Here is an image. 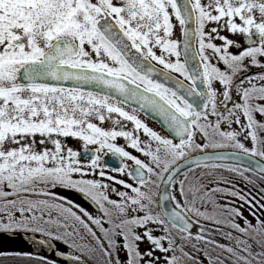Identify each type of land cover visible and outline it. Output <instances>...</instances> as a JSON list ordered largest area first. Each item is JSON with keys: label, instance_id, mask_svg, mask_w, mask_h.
Returning <instances> with one entry per match:
<instances>
[{"label": "snow or ice", "instance_id": "6c2138e0", "mask_svg": "<svg viewBox=\"0 0 264 264\" xmlns=\"http://www.w3.org/2000/svg\"><path fill=\"white\" fill-rule=\"evenodd\" d=\"M0 264H264V0H0Z\"/></svg>", "mask_w": 264, "mask_h": 264}, {"label": "flooded vegetation", "instance_id": "af4514ba", "mask_svg": "<svg viewBox=\"0 0 264 264\" xmlns=\"http://www.w3.org/2000/svg\"><path fill=\"white\" fill-rule=\"evenodd\" d=\"M176 31H177V35H178V37H179V28H178V26H177ZM232 38H233V39H236V40H241V41H242V37H239V36H233ZM232 51H233V52H236L237 49L233 48ZM251 71H252V72H257V71H260V69H258V68H252ZM138 115H139L144 121L153 124V125L158 129V131H160L162 134H164V133L162 132V130L158 127V125H157L156 123L152 122L150 119H148V118L142 116V115L139 114V113H138ZM69 144H70V146H72V147L75 148V149H80V148H81L80 144H79L78 142H76V141L70 140V141H69ZM225 151H232V149H227V150H225ZM257 159H259V158H257ZM105 160H107V161H108L109 163H111L113 166H118V163H119V162L116 161V160H114L111 156H106V157H105ZM110 174H111V175H118V174H116V173H110ZM123 178H124V179H127L126 176L123 177ZM117 187H120V186L117 185ZM58 190H61V191H60V194L66 196V197L75 196V197H77V198H80V199L82 200V202L84 203L85 207H87V208L90 209L91 211H94V209H93V208H92V207H91L86 201H84L83 198H82L78 193H76V192H74V191L64 190V189H58ZM193 231H195V229H193Z\"/></svg>", "mask_w": 264, "mask_h": 264}, {"label": "rangeland", "instance_id": "374dc122", "mask_svg": "<svg viewBox=\"0 0 264 264\" xmlns=\"http://www.w3.org/2000/svg\"><path fill=\"white\" fill-rule=\"evenodd\" d=\"M176 37H178V35H177V31H176ZM233 37V36H232ZM231 37V38H232ZM141 118V117H140ZM142 119V118H141ZM143 120V119H142ZM145 123H147L148 124V126L149 127H151V128H153L154 130H156L157 132H160V131H158V129L153 125V124H151V123H149V122H146V121H144ZM162 134V133H161ZM119 143H121V144H123L124 143V141L121 139L120 141H119ZM130 151H132L131 149H129ZM133 154H137V153H133ZM138 155V154H137ZM239 187H241L240 185H239ZM57 191L60 193V191L61 190H58L57 189ZM68 199H71L72 201H74L75 203H78V204H80V205H82L83 207H85V205H84V203H82L81 201H80V198H77V197H75V196H70V197H67ZM85 208H87V207H85ZM88 209V208H87ZM89 211H90V209H88ZM245 215H248V213L247 212H245ZM249 218H251V217H249ZM254 222V221H253Z\"/></svg>", "mask_w": 264, "mask_h": 264}, {"label": "trees", "instance_id": "16d2710c", "mask_svg": "<svg viewBox=\"0 0 264 264\" xmlns=\"http://www.w3.org/2000/svg\"><path fill=\"white\" fill-rule=\"evenodd\" d=\"M223 175H226V176H227V175H230V174H228V173H223ZM239 185L241 186L240 188L243 189V190H247L248 188L251 187V186H245V185L243 184V182H240ZM239 185H238V186H239ZM216 239L219 240L220 242H226V241H224L223 237L220 236L219 234H217Z\"/></svg>", "mask_w": 264, "mask_h": 264}, {"label": "water", "instance_id": "95a60500", "mask_svg": "<svg viewBox=\"0 0 264 264\" xmlns=\"http://www.w3.org/2000/svg\"><path fill=\"white\" fill-rule=\"evenodd\" d=\"M143 114V113H142ZM151 120H153V121H155V122H157V124L161 127V125L159 124V122L157 121V120H155V119H152V118H150ZM16 246H19V245H10L9 247H16Z\"/></svg>", "mask_w": 264, "mask_h": 264}, {"label": "bare ground", "instance_id": "6f19581e", "mask_svg": "<svg viewBox=\"0 0 264 264\" xmlns=\"http://www.w3.org/2000/svg\"><path fill=\"white\" fill-rule=\"evenodd\" d=\"M16 247H22L21 245H19V246H16Z\"/></svg>", "mask_w": 264, "mask_h": 264}]
</instances>
